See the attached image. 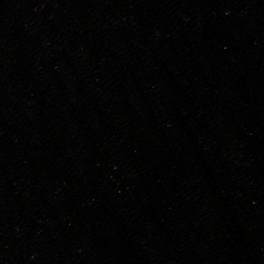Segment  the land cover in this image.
<instances>
[{"label": "water", "instance_id": "95a60500", "mask_svg": "<svg viewBox=\"0 0 264 264\" xmlns=\"http://www.w3.org/2000/svg\"><path fill=\"white\" fill-rule=\"evenodd\" d=\"M0 264H264V0H0Z\"/></svg>", "mask_w": 264, "mask_h": 264}]
</instances>
